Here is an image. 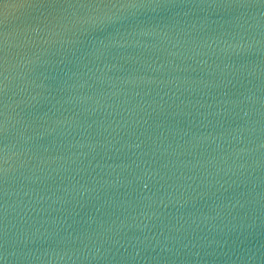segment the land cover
<instances>
[{
    "label": "water",
    "instance_id": "1",
    "mask_svg": "<svg viewBox=\"0 0 264 264\" xmlns=\"http://www.w3.org/2000/svg\"><path fill=\"white\" fill-rule=\"evenodd\" d=\"M194 2L93 11L110 19L34 37L12 96L28 139L9 142L27 167L0 196L9 253L264 264V5Z\"/></svg>",
    "mask_w": 264,
    "mask_h": 264
},
{
    "label": "snow or ice",
    "instance_id": "2",
    "mask_svg": "<svg viewBox=\"0 0 264 264\" xmlns=\"http://www.w3.org/2000/svg\"><path fill=\"white\" fill-rule=\"evenodd\" d=\"M255 2L256 0H200L191 6L249 8L253 7ZM183 3L184 0H15L19 14L11 20L0 16V196L6 195L3 186L8 183L7 178L12 172L27 167L26 161H21L15 166L10 163L9 142L15 140L17 143L21 138L28 139L15 127L17 124L26 127L23 118L15 113V108L23 101L13 100L12 96L16 94L14 88L17 81H26L28 77V72L24 69L32 63L29 56L34 37L41 32L55 35L57 30H64L68 25L75 23L84 22L95 26L104 19H110L106 15L104 17L88 15L93 11L129 7L172 8L182 6ZM259 3L264 5V0H259ZM82 13L84 15H81ZM257 27L264 32V23L258 24ZM13 36L19 38L16 45L10 40ZM23 151L22 149L19 154ZM144 187L147 188V184ZM3 209L4 204L0 203V210ZM12 245L13 238L4 214L0 212V264H8L9 254L16 256L20 264H27L29 257L9 253ZM121 264L129 262L122 260Z\"/></svg>",
    "mask_w": 264,
    "mask_h": 264
}]
</instances>
